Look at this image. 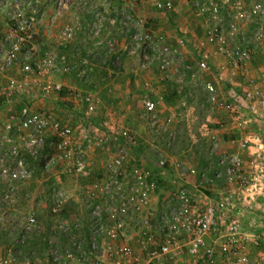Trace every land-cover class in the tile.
Returning a JSON list of instances; mask_svg holds the SVG:
<instances>
[{
    "label": "built area",
    "instance_id": "obj_1",
    "mask_svg": "<svg viewBox=\"0 0 264 264\" xmlns=\"http://www.w3.org/2000/svg\"><path fill=\"white\" fill-rule=\"evenodd\" d=\"M183 5L204 24L199 39L192 40L187 21L178 27L173 44L167 33L147 29L150 20L161 16L167 21ZM2 11L7 25L0 37V106L6 110L0 126V177L6 186L2 200L12 199L31 180L27 158L54 172L58 183L64 175L84 182L76 201L86 216L52 224L49 233L61 238L62 247L47 240L46 264H182L185 255L191 258L186 264H199L202 257H211L209 235L234 207L229 199L216 197L212 183L220 173L211 161L199 173L179 156L160 150L156 141L171 145L172 124L193 121L187 100L191 91L199 90L210 110L228 115L230 142L247 154H260L263 149L252 152L250 143L262 139L256 126L257 120L264 122V68L252 71L251 66L264 60V0H0ZM56 28L55 43L41 45L40 30ZM79 34L95 49L105 48L107 55L89 49L74 61L63 47ZM140 48L143 69L155 64L158 79L172 77L185 88L179 109L162 117L163 96L155 94L151 81H143L140 105L148 141L122 119L110 123L94 117L99 103L94 86L114 94L111 84L120 74L122 56ZM187 53L192 63L186 61ZM211 68L225 70L224 81L239 85V102L221 93L223 78L216 79ZM207 74L213 75L205 78ZM71 75L79 82L76 86L64 81ZM212 124L207 120L199 128L200 138L208 142V157L216 155L220 144L221 126L213 129ZM142 139L156 158L149 149L141 151ZM224 169L227 180L238 179V163ZM97 173L100 177L94 180ZM197 174L207 179L209 190L202 186L206 180L189 183ZM168 183L174 189L167 191V199L174 206L159 210L166 203ZM71 199L70 192L56 186L49 198L50 214L59 217ZM20 227L22 245L38 232L35 215H28ZM11 252L6 250L0 264H13ZM21 264L43 263L26 256Z\"/></svg>",
    "mask_w": 264,
    "mask_h": 264
},
{
    "label": "rangeland",
    "instance_id": "obj_2",
    "mask_svg": "<svg viewBox=\"0 0 264 264\" xmlns=\"http://www.w3.org/2000/svg\"><path fill=\"white\" fill-rule=\"evenodd\" d=\"M175 5L178 7L179 2H176ZM189 8V6L183 5L182 10L186 11V14L189 15L187 19L189 25L186 24L190 28L191 38L192 40H197L203 34L204 24L201 20L194 17ZM178 12V14L169 16L167 21L161 16L157 19L150 20L147 29L166 34V29L162 26L163 22L171 25V30H173V32L166 36L168 42L173 44L175 38L178 36V27L185 25L181 21V23L178 22V26H176L177 22L175 23V20H177L180 15L179 8ZM0 17H4L1 12ZM197 26L198 28L201 27L200 31L195 29ZM0 31H3L1 24ZM107 32V30H104V37H106ZM0 36H2V33H0ZM93 49L98 50L102 55H107L105 54L107 51L105 48L95 49V47L91 46V50ZM191 60L190 54L187 53L186 61L192 63L193 60ZM143 64H145V61L143 60V51L141 48L135 54L124 53L121 58L122 67L120 66V74L115 76L113 85L111 84V89L114 90V94L112 90L110 93L107 89L97 87V84L94 86L96 98L99 101L94 117L99 122L106 120L110 123L116 119H122L130 127L136 128L140 132V135L148 141L149 135H147L146 122L142 118L140 96L145 92L143 81L148 80L146 79L148 72L149 75H153L156 78L159 77L160 74L155 64L150 65L148 69H143ZM260 68H264V60L253 62L251 66L252 71ZM133 69L135 71H132ZM211 71L214 72L216 75L215 78L217 79L220 72L223 70L211 68ZM212 75L207 74L204 77L211 78ZM161 77H163V79L160 80L157 78V82L154 80H151V82L153 81L155 94L157 93L163 96L162 102L159 104V109L161 110V116L165 117L166 109H164L163 105H166V93L161 89L166 88V77L163 75H161ZM98 79L99 75L93 78L94 81H98ZM105 80L106 82L110 81L112 83L111 78L106 77ZM67 81H70V84L74 86L79 83L72 76L68 77ZM235 81L239 83L241 80L239 77H236ZM173 82L172 80V83ZM226 82L227 81H224V79L221 82L219 81V85H223L225 90L231 86ZM159 84L163 86L159 87ZM188 87L190 88V86ZM119 88L120 90L115 92V90ZM232 91L237 96L241 95L239 85L234 84ZM179 92L180 96L178 97V93H173L169 96L173 98L171 101L180 100L184 92L181 90H179ZM118 93H121V98H119ZM116 96L118 98H116ZM187 101L190 107L196 106L198 109H195L196 112L194 111V114H192L193 121L189 123V128L185 127L187 125L183 122V125H185L182 126L184 130L182 129L178 133L173 130L175 132V139L171 145L165 147L162 141L158 139L156 141L157 147L160 150H166V153L171 155V157H177L178 154H181V151L189 149L186 153L187 156L183 154L180 158L186 161V163L197 167L199 173L203 170L205 163L211 161L213 168L220 173L218 180L212 183V187L216 192V197H218L219 200L229 199V201L234 204L233 210L228 212V219L220 223L217 229L209 235V240L212 242V256L202 257L199 264H264V122H258L257 120L259 126L256 127L257 132L262 136L261 141L250 143L251 147H254V149H251L252 152L259 147L263 149L260 151L259 155L247 154L245 150H239L237 145L230 142L232 135H229L230 138L227 135L228 138L224 136V142L225 144L228 142V146L220 149V142L216 155L208 157L205 154V148L202 149L201 147L199 153L196 148L199 144V133H197V129L200 121H205V117L209 115L215 118L217 122L220 123L221 121L220 125L218 124L217 126L219 128L222 124V129H224L225 127L223 126L230 127V120L225 112L210 110L208 105L205 104V100L201 96V91L199 90L191 91ZM75 103L76 102L73 101L72 105ZM5 114L6 110L4 106H0V126L1 120L5 117ZM195 117L196 119H194ZM189 134H193V136ZM139 145L141 151L148 152L149 149V154H152L148 144L143 142V139L140 141ZM1 153H3V151H1ZM153 155L154 158H156L155 153L151 156ZM131 156L139 157L138 153H134V155L132 153ZM220 160H223V163H220ZM233 161L238 163L239 177L235 181H229L224 175V166H230ZM26 165L33 169L31 180L25 187L18 188L13 198L6 202L2 200V195L6 189L5 181L0 177V201H2L0 203V246L3 247L4 251L10 248L11 251L14 252L15 260L13 264H21L26 256L29 257L31 261L39 259L43 264H46L47 258L44 251L46 249L45 244L47 240L51 239L58 248L62 247L61 238H55L49 233V228L52 224L56 220L72 221L76 217L82 218L84 214V216H86V210L79 201H76L79 198L80 188L84 182L64 175L63 178L60 179V183H58V180L53 176L54 172L44 171L42 169V163L32 158H27ZM211 175L212 172H208L206 174L207 179H210ZM244 175L247 176L246 179H244ZM93 177L95 180L100 176L97 173L95 176L93 175ZM207 179H204V177L201 178L197 174V176L189 177L188 181L193 185L206 180V182H203L202 186L209 190L211 186H209ZM242 180H246L247 182L242 183ZM169 183L166 184L163 194V196H166V203L162 204V206L159 205V210L167 211L174 206V203L167 199V191L174 189L173 184ZM56 186L63 188L64 191L70 192L72 194L71 200H73L66 204L64 209L60 212L59 217H53L49 210L50 194ZM31 213L35 215L38 221V232L31 234L29 238L25 237V242L20 245V225ZM223 246L227 247V252L222 250ZM42 252L44 256H39ZM1 253L0 260L6 258L8 255V253H5V255ZM228 254H230L232 258H229ZM185 256L186 262L188 263L191 258L187 255Z\"/></svg>",
    "mask_w": 264,
    "mask_h": 264
},
{
    "label": "crops",
    "instance_id": "obj_3",
    "mask_svg": "<svg viewBox=\"0 0 264 264\" xmlns=\"http://www.w3.org/2000/svg\"><path fill=\"white\" fill-rule=\"evenodd\" d=\"M2 13V15L4 16V17H0L1 19H0V24H1V27L3 28V31H0V33H2V35L5 33V31L7 30L6 29V27H7V25H6V20H5V14L3 13V11L1 12ZM68 17V15L66 14L65 15V19ZM85 17V16H84ZM189 18V15H187L186 14V11H183L182 10V8H181V10H180V15H179V18L177 19V20H175V23H176V26H178V22H180L181 23V21L183 22V23H185L186 21H187V19ZM162 26H163V28L164 29H166V33H167V35L169 34V33H172L173 32V30H171L172 28V26L171 25H169V24H166L165 22H163V24H162ZM201 28V27H200ZM200 28H198V26L195 28V29H197V30H199L200 31ZM56 32H57V28L56 29H51L49 32H47V31H45V30H40V34H39V37H40V42H41V45H43V44H45V45H49V42L51 41L52 42V44H54L55 43V34H56ZM1 37V36H0ZM50 40V41H49ZM122 40V39H121ZM122 42H123V40H122ZM91 46L93 47V43L91 42V41H88V40H86L85 38H84V36L82 35V34H79L78 35V37H76L75 38V40L73 41V42H71L70 44H68L66 47H63V51L68 55V56H70L72 59H74V61L76 60V59H78V58H80L81 56H83L85 53H86V50H89V49H91ZM224 59L223 58H221V60H220V63H219V65L220 64H223L224 63V61H223ZM228 73V72H227ZM72 76V75H71ZM219 76L220 77H222L223 79H225L226 78V72L225 71H222L220 74H219ZM70 77V76H69ZM73 77V76H72ZM150 77H153V78H150ZM166 77H168V76H166ZM68 78V77H67ZM67 78H64V81L65 82H68L69 83V85H71L70 83V81H67ZM146 79H148L149 81H151V80H154V81H156L157 82V78L156 77H154L153 75H149V72H148V74H147V78ZM169 79H173L172 77H168V78H166V88H164V89H161V90H164L165 91V93H166V105H163V107H164V109H166V115L170 112V111H172V110H176V109H179V107H178V102H179V100H176V101H171V99L173 100V98L172 97H169L170 95H172L173 93L174 94H177V97L178 96H180L179 94H180V92H179V90H181V91H183V92H185V88H182V87H179L175 82H173L172 83V80H169ZM174 81V80H173ZM153 82V81H152ZM229 85V84H228ZM237 85V84H236ZM161 86H163V85H160L159 84V87H161ZM233 86L234 85H231L228 89H224V86L223 85H221L220 86V91H221V93L225 96V97H227V98H229V99H232L233 101H235V102H239L238 100L240 99V96H237V95H235V93L232 91V88H233ZM160 89V88H159ZM118 90V89H117ZM120 90V89H119ZM118 92V91H117ZM118 96H121V93H118ZM177 97H175V98H177ZM231 97V98H230ZM204 105V104H203ZM192 106V105H191ZM47 107H49V106H46V108ZM195 109L196 110H198L197 109V107L196 106H192L191 108H190V112L192 113V114H194V111H195ZM196 112V111H195ZM124 117V116H123ZM125 118V117H124ZM194 119H196V117L194 118ZM212 121L213 122V124L211 125V127L213 128V129H216V128H218V124L220 125V123H221V121H220V123L219 122H217L216 120H215V118H213V117H210L209 115L207 116V117H205V121ZM205 121H203V120H201L200 121V123H199V127H198V129H197V133H199L200 134V126H201V124H203V122H205ZM184 123H182V122H175V123H173L172 124V128H173V130L176 132V133H178V132H180L182 129L184 130V127H182V126H185V125H183ZM187 126H185V127H187V128H189L188 127V125L189 124H186ZM223 127H225L224 129H222V124H221V130L219 131V129H218V132H217V134H218V136L220 137V142H221V148L220 149H222L223 147H226V146H228V142L225 144V142H224V136H225V138H228V136L230 135L229 133V130L227 131V128H228V126H223ZM226 133H228V136H227V134ZM190 136H193V134L191 135V134H189ZM229 138H230V136H229ZM207 143V144H206ZM198 146H199V148H198ZM208 146V142H207V140H203V139H201L200 138V135H199V144L197 145V152L199 153V150H201L200 148L202 147V149L203 148H206ZM220 149H219V152H220ZM188 150L189 149H187V150H185V151H181V154H178V156L180 157V156H183V154H186L187 152H188ZM203 151V150H202ZM186 156H187V154H186ZM210 241V240H209ZM3 251V252H2ZM2 252V253H1ZM0 253L2 254V255H5V253H6V251H4L3 250V247L2 246H0ZM12 253V255H13V257H14V252H11ZM44 253H45V251H44ZM39 256H44L43 255V252L42 253H40V255ZM187 260H186V256H183L182 257V260H181V262H182V264H185V262H186ZM187 263V262H186Z\"/></svg>",
    "mask_w": 264,
    "mask_h": 264
},
{
    "label": "trees",
    "instance_id": "obj_4",
    "mask_svg": "<svg viewBox=\"0 0 264 264\" xmlns=\"http://www.w3.org/2000/svg\"><path fill=\"white\" fill-rule=\"evenodd\" d=\"M46 248V247H45Z\"/></svg>",
    "mask_w": 264,
    "mask_h": 264
}]
</instances>
